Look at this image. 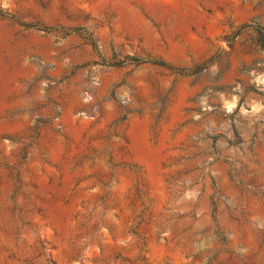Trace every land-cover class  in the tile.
Here are the masks:
<instances>
[{
	"label": "rangeland",
	"instance_id": "rangeland-1",
	"mask_svg": "<svg viewBox=\"0 0 264 264\" xmlns=\"http://www.w3.org/2000/svg\"><path fill=\"white\" fill-rule=\"evenodd\" d=\"M0 264H264V0H0Z\"/></svg>",
	"mask_w": 264,
	"mask_h": 264
},
{
	"label": "trees",
	"instance_id": "trees-1",
	"mask_svg": "<svg viewBox=\"0 0 264 264\" xmlns=\"http://www.w3.org/2000/svg\"><path fill=\"white\" fill-rule=\"evenodd\" d=\"M158 65H162L163 66L164 64H158Z\"/></svg>",
	"mask_w": 264,
	"mask_h": 264
}]
</instances>
